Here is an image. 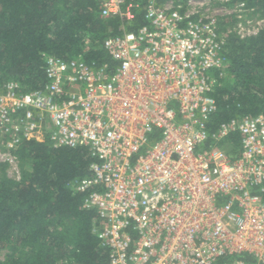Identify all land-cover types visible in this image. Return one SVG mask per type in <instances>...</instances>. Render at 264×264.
<instances>
[{
  "label": "built area",
  "instance_id": "obj_1",
  "mask_svg": "<svg viewBox=\"0 0 264 264\" xmlns=\"http://www.w3.org/2000/svg\"><path fill=\"white\" fill-rule=\"evenodd\" d=\"M125 22L113 66L44 55V83L0 91V165L20 179L24 140L86 148L93 233L107 264H264V111L215 122L230 38L264 29L235 0H97ZM142 12L143 23L135 24ZM136 25V29L126 28Z\"/></svg>",
  "mask_w": 264,
  "mask_h": 264
},
{
  "label": "trees",
  "instance_id": "obj_2",
  "mask_svg": "<svg viewBox=\"0 0 264 264\" xmlns=\"http://www.w3.org/2000/svg\"><path fill=\"white\" fill-rule=\"evenodd\" d=\"M235 1L264 16V0ZM133 22L143 23L142 12ZM122 24L100 17L97 0H0V91L11 81L22 92L39 89L48 54L112 67L102 45ZM227 48V75L213 93L217 123L264 111V29L245 40L230 38ZM15 153L20 179L0 176V264H107V250L93 233L96 210L83 206L93 189L71 187L91 175L89 151L29 139Z\"/></svg>",
  "mask_w": 264,
  "mask_h": 264
},
{
  "label": "rangeland",
  "instance_id": "obj_3",
  "mask_svg": "<svg viewBox=\"0 0 264 264\" xmlns=\"http://www.w3.org/2000/svg\"><path fill=\"white\" fill-rule=\"evenodd\" d=\"M6 175V176H8L9 177V175H8V173H7V171H6V168L4 167L3 168V166L2 165H0V176H2V175ZM4 251H2V250H0V259L2 260V258L4 257Z\"/></svg>",
  "mask_w": 264,
  "mask_h": 264
}]
</instances>
